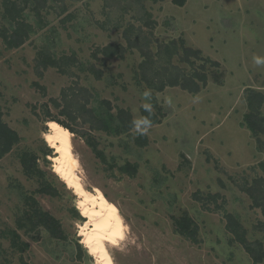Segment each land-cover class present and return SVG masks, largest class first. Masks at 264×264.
<instances>
[{
  "label": "rangeland",
  "instance_id": "1",
  "mask_svg": "<svg viewBox=\"0 0 264 264\" xmlns=\"http://www.w3.org/2000/svg\"><path fill=\"white\" fill-rule=\"evenodd\" d=\"M48 2L40 15L25 9L34 32L21 46L8 48L0 37V111L20 138L0 158V264H96L79 235L80 218L87 223L82 199L53 171L49 155H43L50 148L45 106L74 131L72 151L83 187L102 193L119 209L124 239L107 244L115 264H264L254 263L226 228V214H231L246 239L264 248L263 215L242 190L245 182L262 176L258 162L264 147L259 150L243 115L246 90L264 94V66L253 62V56L264 57V0H185L183 6L171 0ZM146 12L156 22L152 39L182 38L218 64L221 81L212 79L209 68L214 66L207 64L208 80L198 92L180 87L155 92L165 115L152 125L146 145L139 146L134 129L121 135L90 130L82 118L69 121L50 100H60L62 90L83 87L92 99L88 106L103 110L107 101L113 113L125 108L133 118L141 116L140 94L147 87L135 82L138 51L127 49L123 58H104L98 51L108 43L125 46L124 28L141 26ZM0 25L7 22L0 19ZM42 54L61 61L65 72L48 66L39 74L36 64ZM172 61L183 71L192 70L176 57ZM90 66L101 72L99 79ZM260 113L264 118V103ZM259 138L264 142V134ZM23 152L36 154V175L23 172ZM127 162L136 166L134 175L120 168ZM43 186L54 193L41 191ZM32 201L59 221L65 240L42 227L30 229L24 215ZM183 213L198 227L195 239L176 232L174 220ZM12 230L27 244L23 250L11 245Z\"/></svg>",
  "mask_w": 264,
  "mask_h": 264
},
{
  "label": "trees",
  "instance_id": "2",
  "mask_svg": "<svg viewBox=\"0 0 264 264\" xmlns=\"http://www.w3.org/2000/svg\"><path fill=\"white\" fill-rule=\"evenodd\" d=\"M48 1L49 0H21V2H18L17 0H1L2 13L0 19L5 20L7 25H0V37L8 48H17L21 46L28 39L29 35L34 32L33 26L25 20V9L28 8L30 11L34 12V14L40 15L39 13L42 9L49 7ZM151 1L158 2L163 0ZM171 2L178 6H183L185 0H171ZM61 8L62 10L64 9L63 6H61ZM140 20L142 22L141 26L134 27L132 24H128V26L124 28L122 37L125 40V46H122V44L108 43L101 47L98 52L104 58H123L127 49H136L138 51L141 60L135 73V82L137 84L143 82L145 86L150 88L153 92L151 100L153 112L150 115V119L152 125H154L160 123L165 115L162 107L157 103L154 96L155 92L163 91L166 87H180L188 92L196 93L207 83V64L211 67L214 66L213 69L209 68L211 70L210 75L212 79L218 83L221 81V72L217 71L218 64L216 62L202 57L199 49L187 46L182 38L172 39L168 42L152 39V30L156 22L152 20L149 12L141 16ZM142 27H146L147 30H142ZM153 46L155 48H153ZM175 57L178 63H185L192 70L186 72L179 66L174 65L172 60ZM196 60H201L202 63L196 65ZM48 66L58 67L59 70L65 72L61 61L55 60L49 55L42 54V56L37 59L36 69L39 70V74H42V70L46 69ZM89 69L95 73L97 79L100 78L101 72L95 70L92 66H90ZM91 100L89 92L85 88L80 87L74 91L72 90L70 93H66L65 90H62L60 100L52 98L50 101L54 106L61 107L60 113L66 115L69 121L75 122L82 118V122L87 123L90 130H102L108 134L121 135L133 129L131 124L133 117L129 110L117 108L115 113H113L107 101L103 102L106 107L100 110L94 106H88ZM245 101L247 111L243 115V125H245L252 136L256 138L259 150H263L262 147H264V142L260 140L259 135L264 134V118L260 113V108L264 103V94L252 88L247 89ZM45 109L47 110L45 115L48 120L47 122L56 121L69 129L72 133L74 132L69 124L52 116L46 106ZM140 113L143 116L149 115V113L144 112L142 107L140 108ZM19 140L20 138L17 133L3 122L0 111V158L11 151L13 145ZM134 142L139 146H144L147 143V137L146 135H136ZM93 149L98 155L100 154L96 147ZM51 153L52 149L49 148L44 151L43 155L47 156L51 155ZM37 159L34 153H21V166L23 172L27 176L31 177L40 172ZM258 167L262 172V176L254 178L250 183L245 182L242 190L251 199L252 207L260 208L263 215L262 222L264 224V156L262 160L258 162ZM120 168L131 175H134L137 170L136 166L129 162L125 163ZM40 190L50 194L54 193L53 190L47 186L41 187ZM29 205L30 207L26 210L24 215V221L30 225V229L42 227L51 237L60 240L66 239L63 229L57 219L49 213L42 211L35 201L29 203ZM80 219L83 220L84 224L86 219ZM174 224L178 234L184 237H190L191 239L196 238L198 227L194 220L186 213L175 218ZM263 224L261 225L263 226ZM18 225L22 227L24 223L19 220ZM226 228L228 232L233 235V240L243 247L254 263L264 261V248L262 244L260 242H249L245 237V229H243L238 220L231 214H226ZM11 234V245L14 248L23 250L24 246H27V244L20 240V236L15 230H12Z\"/></svg>",
  "mask_w": 264,
  "mask_h": 264
},
{
  "label": "bare ground",
  "instance_id": "3",
  "mask_svg": "<svg viewBox=\"0 0 264 264\" xmlns=\"http://www.w3.org/2000/svg\"><path fill=\"white\" fill-rule=\"evenodd\" d=\"M72 132L56 121L47 124L45 142L53 150L49 155L53 171L82 199L80 211L87 223L80 225L81 242L96 258V264H115L107 244L116 245L124 239L125 224L119 209L102 193L85 189L77 173L78 159L72 151ZM127 232V231H126Z\"/></svg>",
  "mask_w": 264,
  "mask_h": 264
},
{
  "label": "clouds",
  "instance_id": "4",
  "mask_svg": "<svg viewBox=\"0 0 264 264\" xmlns=\"http://www.w3.org/2000/svg\"><path fill=\"white\" fill-rule=\"evenodd\" d=\"M253 62L257 66H264V57L253 56ZM140 95L143 101L141 107L144 110V112L149 113V115L137 116L133 118L131 124H132V128L135 130V133L137 135H147L152 127V121L150 119V115L153 112V105L151 103L153 92L150 88H145ZM164 102L171 105L172 101L170 97H165Z\"/></svg>",
  "mask_w": 264,
  "mask_h": 264
}]
</instances>
